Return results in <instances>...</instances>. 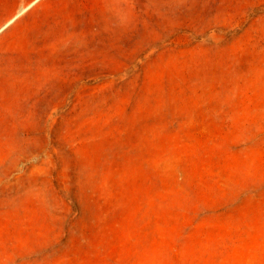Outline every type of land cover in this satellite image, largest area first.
Here are the masks:
<instances>
[{"label":"rangeland","instance_id":"1","mask_svg":"<svg viewBox=\"0 0 264 264\" xmlns=\"http://www.w3.org/2000/svg\"><path fill=\"white\" fill-rule=\"evenodd\" d=\"M0 264H264V0H0Z\"/></svg>","mask_w":264,"mask_h":264},{"label":"bare ground","instance_id":"2","mask_svg":"<svg viewBox=\"0 0 264 264\" xmlns=\"http://www.w3.org/2000/svg\"><path fill=\"white\" fill-rule=\"evenodd\" d=\"M9 19V18H8Z\"/></svg>","mask_w":264,"mask_h":264}]
</instances>
